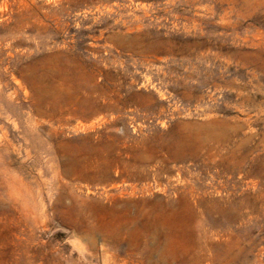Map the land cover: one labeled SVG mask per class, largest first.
<instances>
[{
  "label": "rangeland",
  "instance_id": "rangeland-1",
  "mask_svg": "<svg viewBox=\"0 0 264 264\" xmlns=\"http://www.w3.org/2000/svg\"><path fill=\"white\" fill-rule=\"evenodd\" d=\"M0 264H264V0H0Z\"/></svg>",
  "mask_w": 264,
  "mask_h": 264
}]
</instances>
